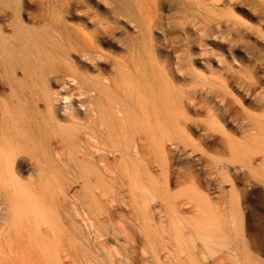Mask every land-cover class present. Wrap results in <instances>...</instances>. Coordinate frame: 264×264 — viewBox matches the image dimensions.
<instances>
[{
	"label": "bare ground",
	"instance_id": "bare-ground-1",
	"mask_svg": "<svg viewBox=\"0 0 264 264\" xmlns=\"http://www.w3.org/2000/svg\"><path fill=\"white\" fill-rule=\"evenodd\" d=\"M204 1L184 0L181 4L178 19L185 35L176 39L180 45L190 44L191 29L199 33L200 29H213L214 21L220 25L221 21L213 15L218 3L213 2L210 9L211 4ZM9 4L10 0H0V264H74L76 250L86 258L85 246L92 239L103 246L109 232H121L104 217L108 204L105 202L123 200L130 207L127 209L131 222L141 224L145 242H149V197L157 185L155 166L164 173L174 149L189 144L196 122L192 113L207 112L206 124L198 122V127L212 130L218 126L223 130L219 121L230 116L233 91L240 96L235 101L248 99L254 109L263 113L254 114L243 107L242 127L250 132L245 134V141H237L233 137L236 132L225 131V151L237 149L238 145L254 146L252 150L251 146L241 150L250 163L264 151L258 145L259 141L264 143V76L259 74L264 65L259 63L263 42V47L256 43L248 48L241 59L250 64L244 62L237 68L233 43H226L218 66L213 64L212 56L217 54L207 52L202 64L204 70L212 72L210 79L193 64L190 50L184 66H173L164 56L161 59V49L155 48L157 54L154 49L143 52V47L132 40L127 42L128 51L122 57H113L100 46L99 33L107 28L103 23L97 25L102 29L92 39L84 34L83 39L75 38L70 30L66 34L50 24L36 35V28L25 25L19 16L12 25ZM141 8L139 24L152 29L162 21L155 19L158 13L154 8ZM263 17L258 18L261 24ZM261 32L263 36L264 30L257 34ZM138 51L147 53L146 57L141 58L142 52ZM109 66L116 69L115 73ZM19 67L22 76L18 78ZM185 70L190 71L197 84L182 87L189 77ZM201 78L209 81L201 85ZM213 159L212 172H229L228 159ZM28 163L32 169L27 174L23 166ZM76 176L83 178L82 181L78 177L82 185L85 183L83 188L87 185L90 191L85 196L77 192L78 197L73 200L76 194L71 197L69 189ZM121 194H127L128 201ZM77 201L80 208L75 207Z\"/></svg>",
	"mask_w": 264,
	"mask_h": 264
},
{
	"label": "rangeland",
	"instance_id": "rangeland-1",
	"mask_svg": "<svg viewBox=\"0 0 264 264\" xmlns=\"http://www.w3.org/2000/svg\"><path fill=\"white\" fill-rule=\"evenodd\" d=\"M183 1L10 0L8 12L12 25L16 22V16H19L25 25L34 26L32 28L37 29L33 32L36 35H38V31L43 32L44 29L47 30L52 25L54 28H61L66 34H69L70 30V35L76 36L75 38L83 39L85 35V37L92 39L96 37L95 35L99 32L98 29H102L98 28L97 25L103 23L107 28H105V32L99 33L101 35L100 46L104 52L113 57H122V54L128 51L127 42L132 40L139 47H143V52L153 49L155 52V48L161 49V54H164L161 59L164 56L171 65L184 66L187 65V51L190 50L194 54L193 64L196 65V68H200V74L203 76L206 74L204 77L208 76L210 79L213 78L212 72L207 69L204 70L202 64L205 62L204 58L207 52L217 54H212V56L214 55L213 64L218 66L220 59L223 58L221 52L227 48L226 43H233L234 50L236 49L234 54L237 58L235 60L237 65L234 67L237 68L238 65L242 66L244 62V65L250 64L248 60L242 61L241 59L245 53H248L246 51L248 48L254 47L256 43L263 47L261 44L264 43V33L263 36L262 32L261 35L257 33L264 30V24L259 22V17L264 16V0H205L204 2L208 5L211 4L210 9H213V2L218 3L219 6L215 7L217 12L213 15H216L221 21L220 25L214 21L211 23L214 25L213 29L209 31L200 29L199 33H195L191 29V42L186 47L176 42L178 37L185 35L180 27L179 21L181 19H178V11L181 9ZM142 3L145 6L142 5L141 8ZM147 7L156 10L155 14L158 13L155 16L156 20L162 19L152 29L147 25L139 24L142 20L140 8L146 10ZM159 16H163V18ZM50 19L55 22H51ZM227 23L228 25H226ZM255 30L258 32L256 33ZM11 31H14L13 27ZM251 41L253 43L255 41V43L251 44ZM222 47L223 49H221ZM254 50L258 51L257 48ZM142 51H138V53ZM143 52L141 58L146 57L147 53ZM228 53L230 52L227 51ZM262 54H264V50L260 52L262 59L259 60V63L263 65L264 56L262 57ZM228 56L230 57V54ZM73 58H77L76 55H73ZM263 68L264 65L261 67V71L259 70V74L262 76H264ZM110 69H112V73H115L114 67L109 66ZM21 70L20 67L17 70L16 76L18 78L22 76ZM188 70L185 71L189 75V77L187 76L189 82L187 81L188 84L184 83L183 88L197 84L195 77L191 76ZM198 80L201 85L209 81L202 80V78L201 81ZM216 83L218 87L219 83ZM12 91L11 95L14 96L16 93L14 91L12 93ZM233 92L237 98L234 95L231 97L234 101L230 106V116L219 121L223 125V130H219L218 126L217 129L213 128L214 130H205L202 125L198 127V122L203 121L202 123H205L207 121V112L192 113L196 122L192 125V137H188L187 143L190 144L192 141L190 146H188L189 144H187L188 147L182 144L180 149H174L169 164L165 167L166 172L163 170V173L162 168L155 166L153 176L156 175L157 185H154V178L153 187L155 190L153 189V192H155L152 197H149V201H151L149 207H152L149 214L152 225L150 241L145 242L141 224L131 222L128 213L130 207H126L123 200L114 201L113 204L104 201L105 205L109 204L107 207L110 206L109 210L104 205V213H106L104 217L108 218L107 222L112 221L114 225H117L121 232L118 230V233L115 234L109 232L104 238L103 246L98 245L94 239L89 242L90 245L84 244L87 247L88 256L85 258L81 251L76 250L74 264H264V161H262L264 151H260L256 155L257 161L250 163L247 155L241 150L250 149L249 146L251 145L244 144L243 147L238 145L237 149L231 147L225 151L226 142L224 141L225 131L236 132L233 133V137L237 141L247 139L245 134L250 131L246 127H242L245 117V110L242 111L243 109L247 107L246 110L254 114H262L263 111L254 109L248 99H244L240 104L237 102L240 96L237 92ZM234 102L236 105H233ZM41 107L44 105L41 104ZM201 136L204 138L203 140H201ZM251 142L254 143V141ZM259 142V148H264V143ZM193 147L196 149L193 150ZM201 147L204 150L200 149ZM253 147L251 146V150ZM198 149L199 151H197ZM221 149L224 150L221 151ZM186 152L187 154H185ZM213 156L215 159L220 157L230 161L228 173L212 172ZM31 166L30 163L23 166L27 174L31 171ZM159 170L161 172H158ZM78 177L82 178L80 176L73 177L75 183L72 180L73 185L69 189L71 197L76 194L72 197L73 200L77 199V192L79 194L81 191L80 196L83 193L85 196L90 191L87 185L85 188L87 190L83 188L85 186V183L84 185L81 184L83 178L81 181ZM126 195L121 194L123 197ZM154 195L155 198H153ZM124 199L126 201L128 196ZM74 204L75 207L80 206L78 201L77 204ZM145 212H147L146 206ZM127 229L131 233H127L129 232Z\"/></svg>",
	"mask_w": 264,
	"mask_h": 264
}]
</instances>
